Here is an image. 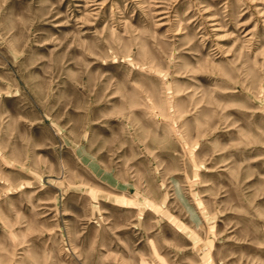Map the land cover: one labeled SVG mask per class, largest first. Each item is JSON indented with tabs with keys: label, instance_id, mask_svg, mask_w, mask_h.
Listing matches in <instances>:
<instances>
[{
	"label": "rangeland",
	"instance_id": "1",
	"mask_svg": "<svg viewBox=\"0 0 264 264\" xmlns=\"http://www.w3.org/2000/svg\"><path fill=\"white\" fill-rule=\"evenodd\" d=\"M0 264H264V0H0Z\"/></svg>",
	"mask_w": 264,
	"mask_h": 264
}]
</instances>
